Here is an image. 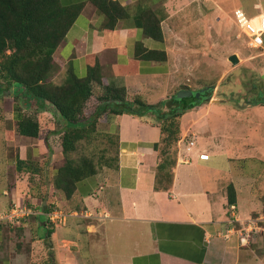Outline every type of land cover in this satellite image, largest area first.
<instances>
[{
  "label": "crops",
  "instance_id": "obj_1",
  "mask_svg": "<svg viewBox=\"0 0 264 264\" xmlns=\"http://www.w3.org/2000/svg\"><path fill=\"white\" fill-rule=\"evenodd\" d=\"M94 1L106 4L108 0H60L66 7L83 4V9L54 53L57 75L65 78L73 72L85 78L88 63L96 57L104 83L126 87L130 99L137 96L149 105H158L166 102L170 94L184 90L181 88L186 84L179 82L180 77L189 81L196 70L195 64H205V60L210 64L207 51L197 54L195 43L198 41H189L186 32L200 21L207 25L208 11H213L221 23L219 14H225V10L220 0H110L125 11V17L118 20L113 29L107 13L96 7ZM238 12L249 15L242 8L235 14ZM146 14L161 20L163 41L144 33L140 23ZM261 14L264 11L249 17ZM204 31L202 28V33ZM204 39L198 40L204 42ZM203 45L209 47L208 42ZM144 49L164 51L167 60L160 61L155 56L144 59ZM52 79L55 81L56 76L52 75ZM215 100L221 98L215 96ZM218 101L196 106L181 117L178 158L176 165L168 169L172 173L169 185L158 184L162 158L155 145L162 140V130L157 116L151 113L143 116L126 113L112 119L117 136L115 168L78 182L70 199L53 185L57 169L49 177L46 169L29 173L19 172L16 166L14 176L10 175L14 183L9 182L7 187L5 167L0 164V211L10 209V204L6 206L10 196L16 202L28 195L36 213L20 228L0 224V264H48L37 258L44 241L52 244L56 264H208L212 258L219 261L228 257L234 264H253L247 258L244 260L240 252L231 253L224 241L230 238L226 232L235 231H231L234 222L246 223L254 216L251 212L242 215L239 208L240 193L244 190L246 200L257 199L252 191L253 181L242 190L239 181L236 184L233 180H207L215 172H226L217 167L215 159L224 156L225 131L232 133L234 129L227 120L211 118L213 108L225 103ZM26 103L30 107V102ZM166 107H161L163 112H169ZM23 113L26 114L24 110ZM15 117L16 113L14 126ZM38 118L40 120V116ZM15 136L23 139L25 146L28 140L38 139L17 133ZM192 140L196 145L187 151L186 146ZM202 151L210 154L209 161L198 159ZM40 154L39 150L31 154L16 152V157L32 161ZM225 155L227 157V153ZM238 158L240 160L239 154L227 157L230 163ZM261 174L259 171L258 177ZM34 176L38 178L32 183ZM230 185L237 193L236 205L227 202ZM54 210L67 215L65 224L53 226L49 222L48 215ZM257 214L254 222L263 221L261 210ZM246 228L244 224L243 229ZM248 228L251 230L253 226ZM254 228L264 230V225ZM48 231H52L50 239L46 238ZM250 238L256 241V237ZM88 250L91 253H86Z\"/></svg>",
  "mask_w": 264,
  "mask_h": 264
},
{
  "label": "rangeland",
  "instance_id": "obj_2",
  "mask_svg": "<svg viewBox=\"0 0 264 264\" xmlns=\"http://www.w3.org/2000/svg\"><path fill=\"white\" fill-rule=\"evenodd\" d=\"M220 1L223 2L222 8L225 10V14H219V17L222 18L221 23L217 20L218 16L213 11H208L210 15L205 19L207 25L202 23L204 21H200L198 23L199 26L197 25L198 29L195 26L191 31L186 32V38L189 41H198L195 43V49L198 53L196 51L195 53L200 54L203 50H206L211 58L209 60L210 64L206 60L205 64H202V62L195 64L196 70L189 81L185 77H180L179 82L186 84L187 87L190 86L189 90L202 89V86L203 88L216 86L213 94L214 99L215 96L221 99H230L229 102L223 103L220 108L214 107L211 111L212 119L217 121L227 120L231 123L229 125L234 127L232 133H226L227 131L224 133V138L226 139L222 145L225 150L224 156H217L215 159L217 167L226 172H215L207 180L209 181L210 178L220 181L233 180L236 184L239 181L240 186L242 185L243 187L242 190L246 189L249 183L253 181L252 191L257 199L253 198V202L246 200L247 192L244 190V193H240L241 202L239 208L242 215H247L251 212L254 216H251L246 223L234 222L232 226L234 229H231V231H235L231 234L226 232V235H230V238H225L224 241L225 245L229 246V250H232L231 253L238 254L240 252L244 260L247 258L246 260L253 261V264H262L261 261L264 263V230H256L254 226H263L264 220L254 222V218L260 210L261 216H263V201L261 200L264 196V101L257 102L256 96L259 92L264 97V50L249 49L246 45L245 35L241 33L234 22H236L235 12L238 8H242L249 15H257L264 11V0ZM211 8L214 11L216 10L215 7ZM202 28L205 33H202ZM201 37L205 38L204 42L198 40ZM206 42L209 44L207 48L203 45ZM203 46L205 48H202ZM233 54H236L240 60L236 65L229 61V57ZM57 69L58 67L54 65V69L51 72V81L57 85H62L67 76L64 78L57 75ZM52 75L56 76L55 81L52 79ZM219 85L220 89L218 90ZM10 90L0 94V164L1 167H5L4 184L7 187L10 186L9 182L14 183L10 175L14 176V170L17 166L16 152L21 154L28 152V154H31L33 151L39 150V153H41L39 158H33L32 161L37 164L39 172L46 169L49 177L54 169L63 166L66 162V157L62 150V136L68 130L67 123L60 117L53 106L26 99L22 94L15 99ZM217 90L218 95L216 94ZM175 94H170L167 101H170V98ZM129 97L127 92L128 100L133 101L137 96L131 99ZM16 102L22 105V112L24 110L26 115L40 116V137L28 140L26 146L23 145V139L15 136L17 133L16 126H14V114L16 113L14 105H16ZM26 102H30V107H27ZM185 102L191 104L193 100L183 99L182 104L184 105ZM96 105L95 102H91L86 106L85 118H90L94 115ZM166 108H169V106ZM110 121V118L104 114L96 124L92 125L90 124L91 122H88L87 126L90 128L89 136L78 143L76 150L69 155V158L76 161L83 158L92 159L97 166L98 174L105 170L114 169L117 161V136ZM226 153L227 157L228 155L239 154L240 160L238 158V160L230 163L225 157ZM14 161L16 164H14ZM10 164H12V167H10ZM259 171L262 173L261 177L257 175ZM249 176L253 179H248L247 177ZM37 178L35 176L32 177V183H35ZM24 194H26V191ZM27 196L25 195L23 199L16 202L10 196L6 206H9L8 204L13 206L18 203L26 204L30 208L35 207ZM258 196L261 198L259 199ZM244 224L247 227L245 230L243 229ZM249 225L253 226L251 230L248 228ZM227 229L228 226L226 227ZM250 236L256 237V241L253 242L254 239H251ZM40 250V255L37 257L39 258L38 261H45L48 264L54 262L56 264L50 241H44L43 249L40 248ZM89 252L91 253V250L86 253ZM51 257H53L54 261H51ZM230 260L229 257L226 260L220 259L219 261L216 258H212L211 263L208 264H234V261L231 262Z\"/></svg>",
  "mask_w": 264,
  "mask_h": 264
},
{
  "label": "trees",
  "instance_id": "obj_3",
  "mask_svg": "<svg viewBox=\"0 0 264 264\" xmlns=\"http://www.w3.org/2000/svg\"><path fill=\"white\" fill-rule=\"evenodd\" d=\"M96 7L107 13L110 27L113 29L125 17L124 9L116 2L108 0L105 3L94 1ZM83 9V4L63 6L60 0H0V94L15 87L14 98L22 94L26 99L52 105L60 117L67 123L68 130L62 136V150L66 157L63 166L57 169L53 177V185L66 199H70L76 191L77 183L90 176L98 174L97 166L89 158L78 161L69 158L79 142L90 134V124H96L99 118L106 114L112 119L123 114L147 113L157 116L162 130V140L155 145L160 152L162 162L158 169V184H170L173 168L177 162V144L180 140V119L186 112L176 113L178 107L188 110L193 105L182 104V100L161 102L149 105L140 97L128 100L125 87L106 84L103 81L101 66L96 57L88 63V73L85 78L77 77L69 72L62 85L51 81L54 69V53L64 41L68 31ZM111 12V13H110ZM141 20V19H140ZM144 33L157 41H163L164 36L161 20L150 14L143 16L140 23ZM157 57L166 61L164 51H146L144 59ZM181 89H190L187 86ZM95 102V113L85 118V108ZM15 126L17 134L27 138H39L41 125L37 116H28L22 112L21 104L15 103ZM169 106V112H163L161 107ZM187 110V111H188ZM170 117L165 118L166 115ZM36 168V169H35ZM19 172L37 173V164L31 160L17 159ZM168 189V186H164ZM264 216V196L262 199ZM228 205L237 204V193L233 185L227 188ZM52 231L47 232L50 239ZM51 261H54L51 257ZM50 261V262H51ZM51 264H54L51 263Z\"/></svg>",
  "mask_w": 264,
  "mask_h": 264
},
{
  "label": "built area",
  "instance_id": "obj_4",
  "mask_svg": "<svg viewBox=\"0 0 264 264\" xmlns=\"http://www.w3.org/2000/svg\"><path fill=\"white\" fill-rule=\"evenodd\" d=\"M235 24L241 33L245 35L246 45L249 49L264 50V14L251 18L243 12H238ZM195 145L194 140L190 141L186 146L187 151H191ZM190 158L187 160V163L190 162ZM198 159L200 161H209L210 154L206 151L199 152ZM35 214L34 209L28 207L26 204H14L10 209L0 211V224L7 223L13 228L21 227L26 219ZM66 218L67 215L59 210H54L48 215L49 222L53 226L65 224Z\"/></svg>",
  "mask_w": 264,
  "mask_h": 264
},
{
  "label": "water",
  "instance_id": "obj_5",
  "mask_svg": "<svg viewBox=\"0 0 264 264\" xmlns=\"http://www.w3.org/2000/svg\"><path fill=\"white\" fill-rule=\"evenodd\" d=\"M229 61L232 64L236 65L239 63L240 60L236 54H233L229 57ZM215 90H216V86H206V87L199 89V90L184 89V90L177 92L172 97V99L175 101H179V100H183V99H192L193 105L203 104L206 102H217L218 100H215L213 98V94H214ZM12 91H13V88H11V92ZM260 100H261L260 102H263L264 97H261ZM221 101L222 102H229L230 99L229 98L228 99H221L218 102H221ZM187 110H188V107H186L185 109H183L182 107H178L176 113H179V112L182 113V112L187 111ZM170 116H171V114H168V115H166L165 118H168Z\"/></svg>",
  "mask_w": 264,
  "mask_h": 264
},
{
  "label": "flooded vegetation",
  "instance_id": "obj_6",
  "mask_svg": "<svg viewBox=\"0 0 264 264\" xmlns=\"http://www.w3.org/2000/svg\"><path fill=\"white\" fill-rule=\"evenodd\" d=\"M261 97H263L262 94H260V93L258 92V94H257V96H256V101H257V102L261 101V100H260Z\"/></svg>",
  "mask_w": 264,
  "mask_h": 264
}]
</instances>
